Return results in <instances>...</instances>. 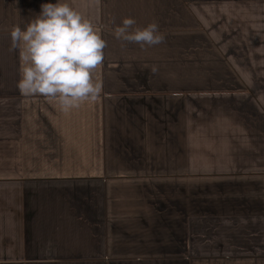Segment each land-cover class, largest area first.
I'll return each mask as SVG.
<instances>
[{"label": "crops", "instance_id": "crops-1", "mask_svg": "<svg viewBox=\"0 0 264 264\" xmlns=\"http://www.w3.org/2000/svg\"><path fill=\"white\" fill-rule=\"evenodd\" d=\"M57 2L0 0V264H264V0H59L107 42L68 112L11 50ZM125 18L165 41L117 40Z\"/></svg>", "mask_w": 264, "mask_h": 264}, {"label": "clouds", "instance_id": "clouds-1", "mask_svg": "<svg viewBox=\"0 0 264 264\" xmlns=\"http://www.w3.org/2000/svg\"><path fill=\"white\" fill-rule=\"evenodd\" d=\"M136 21L125 18L114 28V37L135 43L141 49L165 41L157 23L134 27ZM11 50L19 49L21 78L17 83L25 97L43 96L54 100L68 112L85 101L95 102L102 84L94 83L92 73L105 59L107 42L93 24L67 3H45L41 12L22 30L13 26ZM155 73L157 68L152 67Z\"/></svg>", "mask_w": 264, "mask_h": 264}, {"label": "rangeland", "instance_id": "rangeland-1", "mask_svg": "<svg viewBox=\"0 0 264 264\" xmlns=\"http://www.w3.org/2000/svg\"><path fill=\"white\" fill-rule=\"evenodd\" d=\"M189 186V185H188ZM187 185L184 186V187H175L177 189V191L179 192L180 189L184 191H189V192H192V189L191 187L189 188ZM165 188L163 185H157L156 187H151V194L153 193H157V192H160V193H163V191H165ZM201 189H204V187H200ZM165 194V193H164Z\"/></svg>", "mask_w": 264, "mask_h": 264}]
</instances>
